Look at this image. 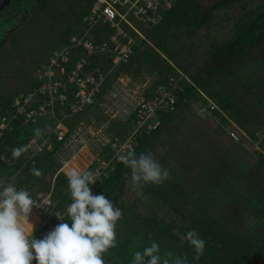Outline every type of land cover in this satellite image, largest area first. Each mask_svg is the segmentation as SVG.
Here are the masks:
<instances>
[{
	"label": "rangeland",
	"instance_id": "1",
	"mask_svg": "<svg viewBox=\"0 0 264 264\" xmlns=\"http://www.w3.org/2000/svg\"><path fill=\"white\" fill-rule=\"evenodd\" d=\"M198 1L204 7L214 3ZM77 2L50 0L47 9L35 15L37 0H13L0 12V111L10 96L21 91L32 72L59 49L63 33L76 21ZM263 8L264 0H241L216 11L208 25L176 28L162 48L154 45L156 56L150 51L149 58L139 59L126 76L142 91L154 89L166 75L168 65L177 75L181 72L191 80L209 66L210 53L233 40L241 24ZM207 87L220 94L228 110L216 97L202 91L206 102L188 99L144 151L153 152L169 167V179L161 184H144L134 191L125 183L129 174L118 187L116 200L131 216L181 225L186 224L181 214L189 217L204 211L231 232L256 236L264 228V144L233 143L228 130L235 124L250 134L264 125V41L231 63L223 74L215 75ZM211 102L218 113L211 111ZM235 108L241 110L238 115ZM96 116L100 118L93 110L85 119ZM25 130L21 140L36 136L33 127ZM0 173L2 177L1 166Z\"/></svg>",
	"mask_w": 264,
	"mask_h": 264
},
{
	"label": "built area",
	"instance_id": "2",
	"mask_svg": "<svg viewBox=\"0 0 264 264\" xmlns=\"http://www.w3.org/2000/svg\"><path fill=\"white\" fill-rule=\"evenodd\" d=\"M178 1L95 0L78 33L34 72V87L19 92L11 113L1 118L0 142L6 133L14 131L17 122L25 129L41 121L50 120L52 124L51 130L47 128L44 134L27 140L28 153L17 173H26L30 165L49 153L59 164L52 190L37 198L40 206L34 207L29 217L35 226V238L42 237L59 176L68 180L66 173L73 167L93 172L96 183L89 185L93 192L114 172L119 163L117 153L135 152L138 138L159 130L162 116L175 111L180 83L190 82L183 73L170 77L166 84L142 91L121 68L129 65L141 41L152 45L145 31L158 26ZM210 108L212 112L219 110L213 102ZM93 110L100 114L99 119H79ZM115 125L125 126L121 134ZM233 126L228 130L233 143L247 146L248 141L254 145L264 142V125L250 134Z\"/></svg>",
	"mask_w": 264,
	"mask_h": 264
},
{
	"label": "trees",
	"instance_id": "3",
	"mask_svg": "<svg viewBox=\"0 0 264 264\" xmlns=\"http://www.w3.org/2000/svg\"><path fill=\"white\" fill-rule=\"evenodd\" d=\"M37 1L38 7L35 9V15L41 14L43 10L47 9L50 3V0ZM240 1L241 0H214V3L211 6L204 7L198 0H179L173 9L163 15L158 26L145 31L148 41L150 43L152 42L151 44H154L150 45L147 42L141 41L139 47L135 48V54L129 65L122 66L121 70L129 75L131 74L134 64L137 63L139 59L149 58L150 51L156 56V52L153 48H155V46L162 48V44L166 41L168 34L174 29L181 27L200 28L201 26L208 25L212 22L216 11L234 6ZM94 2L95 0H78L77 4L79 6V12L76 16V21L69 25L63 33L62 39H64V41L59 49L63 47L71 36L78 33L82 20L89 13ZM263 41L264 8L261 11L254 13L252 17L248 18L241 24L233 40L229 43L218 46L210 53L211 63L206 70L196 76H192L190 82L182 81L180 83L182 90L177 92L178 103L175 107V111L162 116L163 126L159 130L150 135H142L138 138L135 150L137 157L139 154L143 153L146 148L150 147V142L153 138H156L161 134L164 125L169 124L174 120L176 112L188 99L191 98L205 101V98L200 94L201 91L209 97H216L222 108L228 110V107L224 105L225 101L220 97V94H215L208 90L207 86L210 83V80L215 75L223 74L224 69L228 68L231 63L239 60L250 49L254 48L256 44H262ZM1 47L2 45H0V48ZM151 56L153 55L151 54ZM45 62L39 65L35 71L42 67ZM167 68L166 75L163 79L159 80L156 86L168 83L170 77H178L174 67L168 65ZM144 70L145 68L143 71ZM34 72H32L22 86L23 89L21 88V91L34 87L32 82ZM224 74L228 75L227 72ZM21 91H18L9 97L8 104H6L0 111V120L3 116L11 113L13 100ZM235 109L239 111L237 112L238 115L241 110L238 108ZM216 112L218 113V111ZM235 114L236 113H234V115ZM230 115L235 118V120H238L233 114ZM85 118L86 117L84 116L79 117L80 120ZM45 123L48 125V130H51V121L47 120ZM33 126L35 125H31L30 127ZM123 127L125 126L115 125L114 129H117L121 134L123 132ZM24 131L26 130L22 123L17 122L14 124V131L6 133L5 138L0 142V165L7 172L6 175H8V178L9 176L10 178H14L13 180H10L9 178L7 181L13 183L17 190L26 189L30 191V188H33L41 179H43V191L49 193L52 190L54 175L59 168V164L52 153L40 157L36 165L29 166L27 173L17 175L19 168L24 163L28 153L27 140L31 138L28 137L24 141L21 140L20 137ZM8 148L11 149L10 157L12 156L13 151L17 148H23L25 150L20 156L16 157L13 164H9V160H5L4 157ZM10 157L8 159H10ZM262 164L264 165V162ZM34 169L40 172L39 176L33 174ZM129 174V168L125 167L120 162L117 163L114 172L99 186L94 187L92 192L93 195L103 194L114 204L115 207H119L118 201L116 200L117 190L123 179ZM151 189L154 190L153 188ZM52 202L53 206L48 212H46L48 221L41 230L42 237L40 239H43L50 231L54 230L55 227L61 223V220H59L56 215L63 213L66 210L67 205L72 202L71 194L68 191V180L62 175L55 181L54 190L52 191ZM121 210L122 217L117 221L115 229L116 246L110 248L108 252L103 254L105 264H133L134 252H143L146 247L150 246L152 241L159 244L161 255H164L167 251L171 250L176 256L183 257L186 255L188 258V264H264V228L258 232L256 236L247 234L241 236L239 233L229 231L217 219H214L212 216H207L204 211H201L198 215H190L189 217L181 214L186 224L179 225L174 222L169 224L163 220H158L157 218L140 215L131 216L132 214L129 213L131 214L129 215L126 213V210ZM64 218V222L71 226V220L68 217ZM176 229L178 230L177 232H175ZM189 230H196L199 233L200 238L204 239L206 242L205 251L198 260L194 259V249L184 239ZM150 235L152 240L149 239ZM32 264H37V262L33 260Z\"/></svg>",
	"mask_w": 264,
	"mask_h": 264
},
{
	"label": "clouds",
	"instance_id": "4",
	"mask_svg": "<svg viewBox=\"0 0 264 264\" xmlns=\"http://www.w3.org/2000/svg\"><path fill=\"white\" fill-rule=\"evenodd\" d=\"M42 132L40 128L34 130L37 137ZM24 150L17 148L12 155L18 157ZM115 159L130 169L125 183L134 191L144 184H161L170 177L169 167L151 151L138 157L133 151L120 152ZM33 174L39 176L40 172L34 169ZM66 175L72 202L56 215L61 223L43 239L34 237L35 226L29 219L33 208L40 205L28 190H17L13 183L0 179V264H32L33 260L37 264H105L103 254L116 246L115 229L122 210L103 194L93 195L89 185L96 183L95 173L73 167ZM64 217L71 220V226ZM184 239L194 249V259H200L205 240L196 230H189ZM160 251L159 244L152 241L143 252H134L133 264H188L186 255L176 256L171 250L161 255Z\"/></svg>",
	"mask_w": 264,
	"mask_h": 264
},
{
	"label": "crops",
	"instance_id": "5",
	"mask_svg": "<svg viewBox=\"0 0 264 264\" xmlns=\"http://www.w3.org/2000/svg\"><path fill=\"white\" fill-rule=\"evenodd\" d=\"M46 121H41L39 124H37V125H35V126H33V131L35 130V129H37V128H40V129H42L43 130V132H42V134H44V132L45 131H47V128H48V125L45 123ZM11 153V152H10ZM9 153V154H10ZM8 154V155H9ZM13 156V155H12ZM11 156V157H12ZM4 157H5V155H4ZM8 157V156H7ZM7 157H5V159H7ZM11 157H10V159H8L9 161V164H13V163H11ZM9 158V157H8ZM15 160H16V158H15ZM15 162V161H14ZM1 166V165H0ZM2 167V166H1ZM2 169H3V167H2ZM3 171H4V175L3 176H7L8 177V175H6L7 174V172L3 169ZM28 172V171H27ZM26 172V173H27ZM0 174H2V173H0ZM25 174V173H24ZM9 178H10V176H9ZM14 178L13 177H11L10 178V180H13ZM31 190L29 191L30 192V194H31V196H32V198L36 201L37 200V198L42 194V193H45V191H43L44 190V181H43V179H41L33 188H30Z\"/></svg>",
	"mask_w": 264,
	"mask_h": 264
},
{
	"label": "water",
	"instance_id": "6",
	"mask_svg": "<svg viewBox=\"0 0 264 264\" xmlns=\"http://www.w3.org/2000/svg\"><path fill=\"white\" fill-rule=\"evenodd\" d=\"M10 4H11V0H4L3 3L0 5V12H3L8 6H10ZM10 152L11 149L8 148L5 152V157H7ZM15 158L16 157L14 156L11 157V163H14Z\"/></svg>",
	"mask_w": 264,
	"mask_h": 264
},
{
	"label": "flooded vegetation",
	"instance_id": "7",
	"mask_svg": "<svg viewBox=\"0 0 264 264\" xmlns=\"http://www.w3.org/2000/svg\"><path fill=\"white\" fill-rule=\"evenodd\" d=\"M3 1H4V0H0V5L3 3ZM12 2H13V0H11V4H12ZM11 4H10V5H11ZM8 7H9V6H8ZM8 7H7V8H8Z\"/></svg>",
	"mask_w": 264,
	"mask_h": 264
}]
</instances>
